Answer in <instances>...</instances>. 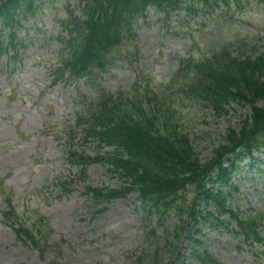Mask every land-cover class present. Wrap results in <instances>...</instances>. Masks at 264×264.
<instances>
[{"label":"rangeland","instance_id":"obj_1","mask_svg":"<svg viewBox=\"0 0 264 264\" xmlns=\"http://www.w3.org/2000/svg\"><path fill=\"white\" fill-rule=\"evenodd\" d=\"M258 8L255 4L254 9ZM71 11L81 14L77 0H41L36 14L19 29L18 38L23 43L19 58L11 64L14 70H0V183L6 187L5 193L15 199L17 212L24 221L31 210L47 218L51 229L47 234L48 244L60 246L56 251L48 248L41 254L17 242L13 229L3 224L0 216V264H52L55 260L57 264H132L139 253L143 254L145 263H152L148 254L153 243L160 240L167 226L165 220L146 221L143 213L131 212L135 205L121 199L95 216L86 197L78 195L82 190L75 186L73 195L66 200L55 197L59 193L57 186L49 187V198L43 197L45 192L40 191L46 185L69 171L77 173L66 160L64 131L75 123L74 113L85 110L101 92L136 91L143 87V80L155 88H175L187 72L182 69L188 61L186 67L192 70L193 63L209 56L214 47L253 32L243 25L239 16L233 18L237 20V29L220 20L210 24L203 34L199 32L203 30L201 23L196 20L182 24L175 15L167 18L152 10L132 23L133 37L122 47L108 71L73 81L72 85L63 82L52 87L49 69L66 53L60 21L67 19ZM242 17L261 24L264 30V8H259L253 16L243 13ZM259 37L256 44H264L263 32ZM4 62L2 58L0 68ZM169 92L172 98L179 97ZM248 112L246 108L239 114L245 116ZM226 116L217 115L204 102L191 99L178 111L176 119L180 128L190 133L189 139L203 161L222 143L226 126L241 119L228 120ZM103 170L97 164L90 165L89 181L98 183ZM255 179L259 181L256 187L249 182L242 187L245 201L240 203L241 211L258 210L264 215V179ZM5 206L4 196L0 195V210ZM146 227L154 228L158 234L148 238ZM204 232L205 247L222 263L264 264V256L259 254L262 248L247 249L231 228ZM111 233L117 237L113 245H109Z\"/></svg>","mask_w":264,"mask_h":264},{"label":"trees","instance_id":"obj_2","mask_svg":"<svg viewBox=\"0 0 264 264\" xmlns=\"http://www.w3.org/2000/svg\"><path fill=\"white\" fill-rule=\"evenodd\" d=\"M79 1L84 3L87 29L83 34L75 29L76 24L69 29L76 36L74 40L78 39L79 47L65 60V67L72 74L81 76L95 68L105 69V60L100 55L121 45L130 35V21L143 16L148 8L168 15L182 9L187 13L193 12L190 0ZM222 1L226 0H209L204 12L211 13V8L221 7ZM24 2L31 0H0V18L6 24L11 23ZM113 13L118 16L113 17ZM237 48V57H231L230 50L222 48L220 52L198 61L189 80H181L173 91L179 95L178 104V98L171 97L170 88H155L147 81L135 92H120L114 98L102 95L85 114L78 116L77 127L68 134L70 143L74 144L73 140L79 136L83 143L93 141L97 148L105 150L102 155L95 156L75 149L70 151V164L80 167L79 180L85 179L89 165L99 163L106 179L118 181L114 188L87 185L86 193L90 194L93 202L109 203L127 193L138 192L142 200L159 206L162 199L176 198L177 194L185 201L184 196L191 190L195 192V205H191V212L183 207L190 218L188 222L180 220L175 231L178 236H181L184 227V231L192 233L191 222L194 226L198 224L197 216L202 208L205 210L206 206H214L216 210L224 211L225 200L236 191L235 186H227L234 169L230 159L235 152L233 149L243 146L250 150L259 146L261 137H264V107L255 105V102L264 100V81L255 76L256 73L259 76L264 74V58L260 59L262 62L252 61L246 57V50L240 46ZM186 98L206 100L218 110H223L228 102L236 101L250 106L251 115L243 121L239 130L230 129L226 133L225 142L212 151L208 160L201 161L186 131L180 128L176 119ZM225 162L227 166H223ZM206 181L212 186L218 184L223 189L225 187L226 193L225 190L215 193L211 187L206 188ZM13 213L10 205L5 214L12 216ZM230 215L236 220L246 241L255 240L264 245L259 232H256L261 222L255 224L250 216L238 218L233 212ZM42 222L43 219L37 222L40 230ZM20 232L36 244L29 229H20ZM200 232L197 227L189 237L192 240ZM193 242L200 244L199 239H193ZM202 261L203 264H217L209 255Z\"/></svg>","mask_w":264,"mask_h":264}]
</instances>
